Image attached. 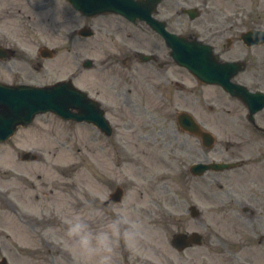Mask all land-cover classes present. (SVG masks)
<instances>
[{
    "label": "flooded vegetation",
    "instance_id": "af4514ba",
    "mask_svg": "<svg viewBox=\"0 0 264 264\" xmlns=\"http://www.w3.org/2000/svg\"><path fill=\"white\" fill-rule=\"evenodd\" d=\"M47 1L51 0L41 4L38 0H0V26L12 16L18 18L21 21L19 36L24 40L23 45L15 49L9 38L0 36V46L7 48L0 52V81L11 84L37 82L40 77L48 76L44 63L48 58L42 56L41 48L33 56L26 52V17L35 14L32 15L35 18L42 10L46 11L50 7ZM103 16L108 20L96 38V44L90 46L97 56L91 59L88 69L95 76L84 90L101 107L111 128L107 133L89 125L94 132L92 140L98 142L91 148V155L102 151L103 157L113 154L117 162L124 164L135 158L141 181L148 184L146 190L156 191L158 185L154 177L151 180L148 177L177 175L182 177L187 189L192 180V190L197 188L200 200L207 202V186H218L222 193L215 197L214 203H217L215 213L219 218L212 219L211 223L217 226L232 223L229 240L247 242L255 225L264 229V105L256 108L261 103L256 100L253 103L256 110L250 112L241 96L247 91L264 92V0H159L152 8L151 24L143 19L132 22L113 13ZM1 28L0 34H3ZM11 29L8 26V31ZM191 43L209 45L220 65L233 66L221 67V72L230 76L233 93L220 85L202 83L176 62L174 45L183 49ZM96 49L102 51L101 55ZM79 71L68 76L74 84ZM190 81L196 88L217 87L235 104L210 107L223 131H232L215 137L210 148L200 137L183 135L178 138L174 134L178 129L191 135L182 129L178 120L184 111L193 114ZM194 120L204 127L201 117L194 116ZM219 144L223 147H215ZM128 145H132L130 150ZM245 145L253 148L246 152ZM205 150H214L218 156L211 159L203 156L200 161L233 162L234 166L195 175L190 170L192 162L189 159ZM155 169L161 172L154 174ZM40 184L45 198L56 188L52 185L46 191L44 186L48 183L41 181ZM224 185L232 192L224 189ZM34 198L39 199L40 195L35 193ZM190 202H185L186 211ZM101 205L104 215L109 214L110 199L103 200ZM139 210L137 223L155 224L152 209L142 207ZM192 220L204 228L210 223L205 210ZM23 221L25 226L40 224L29 216ZM112 221H117L118 229L122 230L120 218ZM190 221L187 217L180 222L188 226ZM106 222H111V218L108 217ZM223 228L226 230L225 225ZM257 238L264 247V230ZM219 240L223 243L226 239ZM213 244L217 246V240ZM208 247L212 248L211 245ZM121 253L119 251L121 256L113 255V264H126L125 256L122 261L125 254ZM170 263L174 264L173 261Z\"/></svg>",
    "mask_w": 264,
    "mask_h": 264
},
{
    "label": "rangeland",
    "instance_id": "374dc122",
    "mask_svg": "<svg viewBox=\"0 0 264 264\" xmlns=\"http://www.w3.org/2000/svg\"><path fill=\"white\" fill-rule=\"evenodd\" d=\"M43 1L46 0H38L37 3ZM47 3L50 7L46 11L42 10L35 18L32 16L35 14L26 17V52L33 56L37 47L43 44L57 51L52 59L44 60L49 74L46 78L40 77L37 82L67 77L80 70L74 81L87 88L95 75L89 69H82L81 63L87 57L97 56L90 46L96 44V38L108 18L103 15L86 18L64 0ZM6 21L0 26L4 31L0 36L9 38L15 44L14 48L18 49L24 41L19 36L21 21L14 16ZM83 25L93 27L94 37L82 39L75 35L74 31ZM8 26L12 28L9 31ZM96 50L101 55L102 51ZM190 87L191 110L195 117L203 119L204 127L216 137L232 132L223 131L214 119V111L210 110V107L223 103L234 106L232 99L214 86L196 88L190 81ZM93 133V129L86 124L66 121L47 112L36 116L30 125L19 127L10 139L0 143V257L5 256L9 264H85L61 238L66 227L65 218L77 213L90 215L89 222L93 226L107 223L108 217L113 222L117 215L125 220L127 227L118 229L119 235L114 237L113 255L121 256L119 251H123L121 245L124 243L127 251H123L125 255L121 254L122 261L127 260L126 264H171L170 261L174 264H264V247L257 238L263 228L255 225L248 241L241 242L229 240L232 223L219 226L211 223L212 219L219 218L215 213L218 206L214 203L215 197L222 193L218 186H207V202L200 200L197 188L192 190V180L190 189H187L182 177L177 175L170 178L148 177V180L154 177L158 185L156 191L146 190L148 184L141 181L135 158L124 164L117 162L113 154V158L103 157L102 151L91 155V148L98 144L92 140ZM174 134L178 138L183 135L193 138L178 129L174 130ZM131 148L132 145L127 146L128 150ZM244 148L248 152L253 146L245 145ZM25 151L37 153L38 159L22 161L20 155ZM203 156L209 159L218 154L214 150H205L189 161L200 160ZM153 172L160 173L161 170ZM41 181L48 183L44 186L46 191L56 185L53 194L47 193L46 198L41 193ZM33 183L35 186H32ZM117 185L124 187L125 194L119 203H111L109 214L104 215L101 203ZM223 187L232 192L226 185ZM35 193L40 195L39 199L34 198ZM188 200L206 211L210 222L206 228L193 220L188 226L180 222L182 218L190 217L184 210ZM142 207L153 210L155 224L134 222L139 218ZM27 216L42 224L25 226L22 219ZM184 230L198 231L203 235L204 243L193 245L183 252L175 251L170 245L171 235ZM122 235L124 239H121ZM219 239L226 240L222 243ZM216 240L217 246L213 244Z\"/></svg>",
    "mask_w": 264,
    "mask_h": 264
},
{
    "label": "water",
    "instance_id": "95a60500",
    "mask_svg": "<svg viewBox=\"0 0 264 264\" xmlns=\"http://www.w3.org/2000/svg\"><path fill=\"white\" fill-rule=\"evenodd\" d=\"M67 1L73 8L88 16L112 11L121 13L127 18L135 19L137 16L140 18L147 17L144 15L145 10L143 6L147 4L150 6L149 2L152 0ZM88 33L89 31H86L84 34ZM84 65L88 66L89 60H86ZM187 66L191 68L193 73L201 78V80L209 83H223L228 90H231L230 84L218 77L217 73L214 71V64H199V62L195 64L190 62ZM247 99V96L244 97L245 101ZM249 105L251 107V104ZM89 106L91 109H89ZM92 106L91 101L88 102L86 95L74 88L69 81H60L53 85L43 87L26 84H0V142L13 135L18 125L26 126L33 120L36 114L46 111H51L66 119L96 122L102 129L107 128L102 111L96 107L92 108ZM72 107H76L77 111L72 112ZM184 115L187 117L183 119L184 122L190 124L189 130L200 134L209 146L212 139L210 133L205 131L200 132L190 116L187 114ZM31 158H33V156L29 153H24L22 155V159ZM195 168L199 169V165H196ZM120 195L121 189L118 188L114 193V200H119ZM191 213L193 216L196 215V211H194L193 208L191 209ZM189 238L195 242H199V236L196 233L191 234ZM172 242L178 249H182L186 246V239L183 238L181 234L174 235ZM0 264H6L5 258L0 261Z\"/></svg>",
    "mask_w": 264,
    "mask_h": 264
},
{
    "label": "clouds",
    "instance_id": "9594fccd",
    "mask_svg": "<svg viewBox=\"0 0 264 264\" xmlns=\"http://www.w3.org/2000/svg\"><path fill=\"white\" fill-rule=\"evenodd\" d=\"M90 215L77 213L65 218L62 239L85 264H113L114 237L119 235L116 222L93 226Z\"/></svg>",
    "mask_w": 264,
    "mask_h": 264
}]
</instances>
